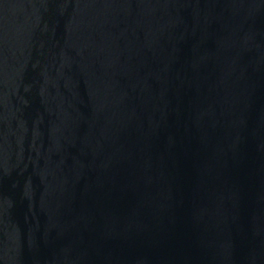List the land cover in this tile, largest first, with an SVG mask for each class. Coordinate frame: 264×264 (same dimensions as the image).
Listing matches in <instances>:
<instances>
[{"label": "water", "instance_id": "obj_1", "mask_svg": "<svg viewBox=\"0 0 264 264\" xmlns=\"http://www.w3.org/2000/svg\"><path fill=\"white\" fill-rule=\"evenodd\" d=\"M0 264H264V0H0Z\"/></svg>", "mask_w": 264, "mask_h": 264}]
</instances>
